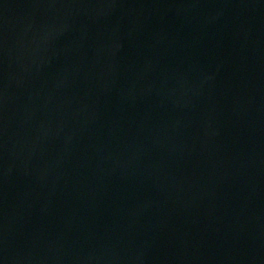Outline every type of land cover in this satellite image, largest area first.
<instances>
[{"label":"water","instance_id":"95a60500","mask_svg":"<svg viewBox=\"0 0 264 264\" xmlns=\"http://www.w3.org/2000/svg\"><path fill=\"white\" fill-rule=\"evenodd\" d=\"M0 264H264V0H0Z\"/></svg>","mask_w":264,"mask_h":264}]
</instances>
